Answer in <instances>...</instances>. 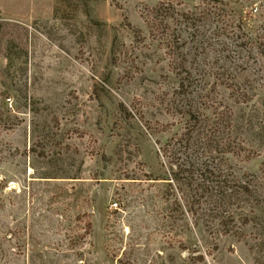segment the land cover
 I'll list each match as a JSON object with an SVG mask.
<instances>
[{
  "label": "rangeland",
  "instance_id": "rangeland-1",
  "mask_svg": "<svg viewBox=\"0 0 264 264\" xmlns=\"http://www.w3.org/2000/svg\"><path fill=\"white\" fill-rule=\"evenodd\" d=\"M0 264H264V0H0Z\"/></svg>",
  "mask_w": 264,
  "mask_h": 264
}]
</instances>
